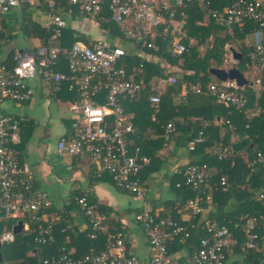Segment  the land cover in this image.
Here are the masks:
<instances>
[{"label":"built area","instance_id":"obj_1","mask_svg":"<svg viewBox=\"0 0 264 264\" xmlns=\"http://www.w3.org/2000/svg\"><path fill=\"white\" fill-rule=\"evenodd\" d=\"M40 0H0V29L6 13L12 8L21 7L24 3L35 4ZM47 11L45 27H51L50 43L38 45L30 50H15L12 56L13 65L7 67L0 64V104L10 102H26L32 95L28 80L41 75L46 83H53L56 89L61 88V82H68L67 88L75 90L79 97L71 103V109L78 114L79 123L75 134L71 137H61L56 148L59 153L71 157H89L96 165V173L109 174L115 185L130 193L142 202L141 210L135 215V220L142 226L149 246L150 264H224L225 252L241 245L246 251L257 246V228H264V213L245 220V230L248 240L239 242L230 225L207 226L209 235L200 240L197 248L193 249L179 261H175L169 251V240L174 236H188L189 229L194 223H180L178 219L167 215L162 217L158 211L147 207V185L140 173L151 163V157L142 152L138 146H130L128 136L134 131V126L128 121L121 104L125 95L146 98L150 103L161 101L160 90L168 82H176V77L163 76L158 78V85H151L148 89L144 82L137 80L143 67L127 69L121 66L126 49L120 44L123 38L127 41L152 45V40L162 36L168 41L173 54L187 52L194 46L206 45V42L196 35H192L187 28L188 3L196 2L203 8V20L211 17L219 24L232 27L242 25L246 21L256 24L251 38L249 58L259 70H264V0H236L223 10L212 8L214 0H41ZM72 4L79 15L90 17L96 23L97 18L103 22H114L120 30V35L104 31V37L82 42L74 41L65 47L58 41L66 27V20L59 15L60 5ZM107 11V16L103 14ZM202 19L195 20L196 25H204ZM98 24V23H97ZM262 39L257 41L256 37ZM230 43L223 46V58L226 69L239 64L234 57ZM239 52V51H238ZM64 60L68 71L56 72L52 66ZM245 77L249 79L246 75ZM251 85L253 82L249 79ZM257 87L260 78L256 79ZM243 86V87H245ZM239 87L234 80L216 81L208 83L204 89L195 85L183 89L179 97L184 99L189 91L195 93H209L226 107L242 113H247V97L238 92ZM148 93V94H147ZM103 96L104 101L97 100ZM261 109H255L258 115ZM25 115L0 116V221L18 218L14 224L4 230L0 243H10L15 239L13 226L18 221L23 222L22 230L33 236L35 245H45L55 240V230L61 233L71 230L72 226L81 224L75 213L69 211L73 220L64 215L65 207L61 211H52L53 201L49 194L34 187L28 164L19 159L17 145L22 141L21 125L26 122ZM180 121L168 122L163 127V147L173 151L170 143ZM222 126H235L226 119ZM250 126L246 123V127ZM204 142L202 134L193 137L187 144V149L193 151ZM212 153L219 159L232 157L235 154L233 146L212 148ZM244 157L248 151L243 148L239 152ZM252 166L256 162L264 163V153L258 151L249 161ZM182 182L191 187L197 194L186 203L189 218H195L204 209L200 193L210 188L211 170L207 163H191L177 170ZM223 189L227 188V179L220 181ZM210 198V194L206 196ZM256 200L262 204L264 211V193H259ZM68 204L78 210L86 226V236L92 240L90 249L83 254H75L67 248V244L60 246L55 253L42 258L39 264H142L141 260L129 251L126 240L119 227L111 226L110 215L96 202H90L86 193L71 195ZM66 210V209H65ZM237 226V225H235ZM102 246L98 248V242ZM0 264H2L0 262Z\"/></svg>","mask_w":264,"mask_h":264},{"label":"trees","instance_id":"obj_2","mask_svg":"<svg viewBox=\"0 0 264 264\" xmlns=\"http://www.w3.org/2000/svg\"><path fill=\"white\" fill-rule=\"evenodd\" d=\"M234 1L236 0H214L211 7L223 10ZM28 6H30L28 3L21 5V30L27 36L38 38L40 45L50 43L52 28L42 26L35 21L32 13L27 9ZM72 6L70 3L63 2L58 14L63 17H73L77 13ZM184 9L188 14V31L192 35L200 36L206 45H197L187 52L173 54L170 44L162 36L152 40L151 46L120 39V44L126 49V55L122 58L121 66L127 69L134 66H144L137 80L144 82L147 89L152 84L158 85V78L154 77L155 74L159 77L163 75L176 77V82H168L160 90L161 101L157 104L150 103L146 98L128 95H125L121 101L128 121L134 126V131L128 136L127 142L130 146L140 147L144 154L151 157V163L145 166L140 173L142 179L144 180L147 172L150 171L152 162L159 158L157 154L164 142L163 127L168 122L180 121L171 139L170 143L172 144L176 143V145L187 147L188 142L196 135L201 133L204 137V142L191 151L199 157L191 163H207L211 170L210 188L205 193H200L204 211L193 219L180 221V216L186 211L188 212L187 201L197 193L183 182L181 186L177 187L176 183L181 179L179 175H175L172 180V186L178 193L176 198L164 202L163 207L152 208V211H158L162 217L169 214L178 219L180 223L192 222L195 224L193 228L189 229L188 236L177 235L169 240L171 255L172 252L181 249L191 253L193 249L199 246L200 240L209 235L207 226L210 224L215 226L230 225L239 242L244 245L249 236L245 230V220L240 218H250L264 213L262 204L256 200L259 193H264V163L256 162L251 166L249 162L258 151L264 153V70H259L249 58L250 45L247 42L251 38L256 24L252 21H246L242 25L228 27L219 24L211 17L203 20V8L196 2L188 3ZM103 16H107V11ZM197 19H202L204 25H196L194 21ZM96 21L101 29L108 30L111 34H121L119 27L114 22H103L101 18H97ZM66 30L64 37L67 36V39L63 43V34L61 39L62 45L66 44L68 47L80 37L74 36L75 31L73 29L67 28ZM58 42L61 44V41ZM225 43H230L241 53L242 58L237 68L253 82V86L238 88V92L247 97L249 111L245 114L235 109L232 111V108L226 107L209 93H200L209 96L210 102L206 109L199 110L198 115L190 113L196 109L190 104L193 94L191 92H188L180 103H173V97L178 96L183 88L189 89L195 85L204 89L208 83L216 81L217 78L211 74L210 69L227 67L223 58ZM13 52L14 49L10 50L1 64H5L8 68L11 67L13 65ZM60 62L62 60L55 63L52 69L55 70ZM163 71H166V74H163ZM258 78L261 80L259 87L256 83ZM72 93L75 99L79 97L75 90ZM97 100L104 101V98L97 97ZM257 106L261 109L258 115L255 114ZM226 119H229L235 128L223 127L222 122ZM27 122L28 120L21 125V136L23 128L28 124ZM246 123H249L250 126L246 127ZM152 135L155 137H151ZM20 145L21 143L17 145L19 159L23 160ZM229 146L235 148V154L232 157L219 159L212 153V148L222 149ZM243 148L248 151L245 157L239 153ZM223 176L227 179L226 190L220 184ZM34 187L37 186L34 184ZM82 193L84 192L76 191L71 195ZM208 194H210V198H206ZM87 196L90 202H94L88 194ZM60 211L57 209V212ZM64 215L70 221L73 220L67 209H64ZM16 219L18 218L0 221V237L2 232L10 228ZM111 226H116V221L111 219ZM59 228L55 230L54 241L39 246L33 242L32 234L26 230H21L20 233L16 234L13 242L0 243L1 263L39 264L42 258L55 253L62 245L67 244V248L73 250L75 254H83L92 246L93 241L87 238L86 232H80L77 225H73L71 230L63 233L58 231ZM255 231L258 234L257 246L244 251L240 245L226 251L224 264H239L240 262L264 264V228L256 227ZM81 241L84 244L83 249L79 248ZM101 246L102 242L100 241L98 248ZM172 257L175 258L173 255Z\"/></svg>","mask_w":264,"mask_h":264},{"label":"crops","instance_id":"obj_3","mask_svg":"<svg viewBox=\"0 0 264 264\" xmlns=\"http://www.w3.org/2000/svg\"><path fill=\"white\" fill-rule=\"evenodd\" d=\"M28 4L30 6L27 9L32 13L33 19L45 26L47 18L45 4L41 0L35 4ZM21 8H12L3 18L0 29V64L12 49L27 51L40 45L38 38L27 36L21 30ZM68 17L73 22V26L68 28L75 31L74 36L80 37L76 40L89 42L105 36L103 29L90 17L79 14ZM66 29L62 33L63 43L67 39V36L64 37ZM261 39L260 36L256 37L257 41ZM60 41L62 45V39ZM63 46L67 47L66 44ZM63 61L55 67L56 72L68 71ZM67 83L61 82V88L56 89L53 83H46L41 75H36L27 82L32 89L30 99L26 102L6 101L0 104V116L25 115L28 117V124L22 130L20 145L22 159L29 166L35 186L45 190L52 201L59 200L53 201L52 211L62 207L71 210L81 224L80 232H86L85 223L78 210L75 206L68 204V201L73 192L87 193L94 202L107 209L110 218L116 221V226L122 232L131 254L140 259L142 264H150L145 232L135 220V215L142 208V202L118 188L109 174L98 175L95 170L96 165L89 157L67 156L59 153L56 148L61 137H71L75 134L79 123L78 114L70 107L75 98L72 90L66 87ZM189 92L193 93L190 104L196 108L190 113L198 115L199 110L207 108L210 98L205 94ZM181 100L179 96L173 97L175 104L180 103ZM151 137L154 138L155 135ZM158 155L159 158L152 162L151 169L144 179L147 185V207L150 209L156 206L163 207L164 202L176 198L178 193L172 186V180L175 175L178 176L177 170L199 158L185 146H179L176 143H173V151L162 145ZM180 218V221L189 219L188 212L183 213ZM83 246L81 241L79 248L83 249ZM187 254L184 249L172 252L175 261L181 260Z\"/></svg>","mask_w":264,"mask_h":264},{"label":"water","instance_id":"obj_4","mask_svg":"<svg viewBox=\"0 0 264 264\" xmlns=\"http://www.w3.org/2000/svg\"><path fill=\"white\" fill-rule=\"evenodd\" d=\"M232 52L234 54V57L238 59V62H240L242 58L241 53L233 49ZM210 72L215 78L221 81H225L227 79L234 80L239 87H243L245 85H251L249 79H247L245 75L236 66L230 67L228 69L220 68V67L211 68ZM22 228H23V222L18 221L17 224L13 226V233L14 234L20 233ZM1 261H2V254L0 252V262Z\"/></svg>","mask_w":264,"mask_h":264},{"label":"rangeland","instance_id":"obj_5","mask_svg":"<svg viewBox=\"0 0 264 264\" xmlns=\"http://www.w3.org/2000/svg\"><path fill=\"white\" fill-rule=\"evenodd\" d=\"M21 18H22V17L20 16V20H22ZM65 19H66V27H65V28L72 27V26H73V22L71 21V18L68 17V16H65ZM65 28H64V29H65ZM80 28H82V26H81ZM95 33H96V32H95ZM96 34H97V33H96ZM47 191H48V190H47ZM53 201L56 202V201H59V200L53 199ZM239 264H245V263H244V262H240Z\"/></svg>","mask_w":264,"mask_h":264}]
</instances>
